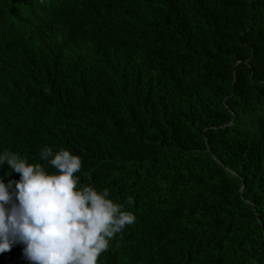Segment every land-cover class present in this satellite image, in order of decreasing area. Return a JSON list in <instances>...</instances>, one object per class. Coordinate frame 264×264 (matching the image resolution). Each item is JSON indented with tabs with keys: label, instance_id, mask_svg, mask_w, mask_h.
Returning <instances> with one entry per match:
<instances>
[{
	"label": "trees",
	"instance_id": "obj_1",
	"mask_svg": "<svg viewBox=\"0 0 264 264\" xmlns=\"http://www.w3.org/2000/svg\"><path fill=\"white\" fill-rule=\"evenodd\" d=\"M45 147L136 216L98 264H264V0H0V154Z\"/></svg>",
	"mask_w": 264,
	"mask_h": 264
},
{
	"label": "clouds",
	"instance_id": "obj_2",
	"mask_svg": "<svg viewBox=\"0 0 264 264\" xmlns=\"http://www.w3.org/2000/svg\"><path fill=\"white\" fill-rule=\"evenodd\" d=\"M40 159L57 172L11 151L0 154V166L6 163L20 174L19 181L0 179V253L23 243L33 264H98L110 241L136 216L109 199L107 189L80 185V156L45 147ZM127 202L131 205L132 197Z\"/></svg>",
	"mask_w": 264,
	"mask_h": 264
}]
</instances>
